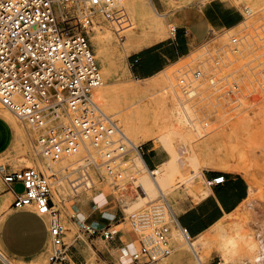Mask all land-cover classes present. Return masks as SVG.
I'll use <instances>...</instances> for the list:
<instances>
[{
    "label": "rangeland",
    "instance_id": "374dc122",
    "mask_svg": "<svg viewBox=\"0 0 264 264\" xmlns=\"http://www.w3.org/2000/svg\"><path fill=\"white\" fill-rule=\"evenodd\" d=\"M226 1H230L241 10H244V7H250L253 13L248 17L246 16L242 23L232 29L215 31L208 38L207 43L195 45L189 55L152 77H135L130 70V60L132 55L140 49H133L128 53L124 49V45H129L135 37L142 36L144 29H146L145 31L150 30L148 26L152 19L157 21L159 24L158 30L161 32L163 30L171 31V29L176 27L175 22H167L163 16L156 14L150 0H126V2L123 0L122 7L126 17L123 18L121 24L107 21L103 17H96L94 24L88 29L87 37L95 52L104 80L103 85L94 91V99L108 115H111L116 120L122 131L134 145H139L143 150L153 148L151 153H157L161 159L155 169L169 158L167 150L162 145H156L153 141L142 143L140 137H134L122 124L119 110L127 108L124 110L127 111L128 109L139 107L148 100L140 99L141 97H138V95L129 92V87L154 89L158 86L160 87L164 79H166V84L170 88H175H172V90H175L174 93L177 92L176 97L178 92L179 96L181 95L179 98L177 97L178 103H180L179 107L188 106V119L192 112V118L190 117L191 120L189 119L190 122L196 121L195 123L199 127L195 125L201 128L200 130H203L202 133L204 132V135H200L198 133L199 129L197 130L193 123L194 128L198 131L196 132L195 129V132L193 131V145L197 152L199 151L198 154H202V145L208 141V144L210 143L209 145L216 153L228 159L233 165L242 164L248 166V171L243 172L240 170L238 173L244 175L251 185L250 195L238 209L225 216L220 222L226 227L228 226V232L240 226L245 233H250L251 240L249 243L243 242V244L245 243L243 245L241 242L242 246H240L238 253L227 258L221 256L218 251V243L215 241L209 246L194 250L192 242L194 243L195 238L192 237L188 241L177 225H175L172 217V212L178 215L185 206L197 202L207 194L210 186L207 183L205 173L210 171L226 172L231 169L227 170L215 165L206 166L207 164L201 162L204 165H199L200 174L193 178L192 182L186 181L187 176L192 175V173L188 172L185 175H175L166 186L158 184L167 196L169 207L163 200L158 198L159 190L155 183L156 180L160 183L157 178L158 174L155 173V180L149 171L137 166L136 161L139 153L135 146L127 145L129 148L127 157L130 160L127 174L137 177V182L144 186L146 194L138 191L135 185H129L128 189L123 193L120 188L115 189L110 180L98 181L96 172L87 166L89 154L85 150L76 155L66 157L59 162H49L46 157L35 150L34 140L37 132L4 106L3 109L8 110L16 123L20 125L22 133L16 132L13 121L0 117V138L5 139L7 142L6 147L0 150V227L4 217L12 209L14 200L12 193L8 190V186L3 181V175L6 171L30 166L48 175H54L51 180L53 182L52 197L55 208L62 215L70 232L67 241L71 242L76 238V244L80 248L81 261L84 264H133L129 258L121 257L120 255L119 250L123 242L128 240L129 235L138 240L152 233L156 227L164 225L170 227L172 251L169 256L155 264H198V255L199 257L201 256L202 264H258L259 261L261 262L262 255H264L261 246V240L264 237V88L260 86V83L263 82L264 85V71H262L264 70V0ZM96 30L102 31V33L109 31L112 35L108 46L109 49L104 52L107 63L100 61L96 54L97 47L90 40V34ZM118 33L125 35L123 41L119 40ZM233 36L241 38L243 42L240 54H232L229 50L230 38ZM215 55L222 56L224 62L228 64L225 68V74L237 77L240 82L242 99L238 103L225 100L224 89L216 90L209 82L198 86L197 91L199 93L192 101L177 86L179 75L189 73L201 62L206 68H209L212 66L210 56ZM256 56L257 59H255ZM255 79L259 81L257 82ZM100 91L110 92L112 103L109 107H106L103 101L98 99L96 92ZM136 100H138L137 104H133ZM181 100L182 102L184 100V104H182ZM141 108L143 107L141 106L139 109ZM158 112L161 116L164 115L161 109ZM140 114V111L135 114L134 119L137 123L143 119V114L141 116ZM90 149L94 152L92 148ZM145 176L152 180L153 187H149L146 184ZM182 177L185 178L183 179ZM91 181H94L95 185L91 186ZM75 182L76 191L73 189V183ZM125 183H129V179ZM111 186L113 187V193L110 199L113 202L111 205H107V209L112 210V212L105 216L96 207L93 198L100 189L103 188L105 191H109L112 188ZM16 189L21 191V185H17ZM115 197L121 200L120 204L116 205L113 200ZM158 206L160 207L159 210L156 209ZM73 213L76 215V222L71 217ZM80 214L86 217L83 221L97 227L113 224L117 219L126 216L125 221L127 222L119 226V228L124 230V234L110 242L102 238H87L85 235L77 238L79 236L78 221H80L77 217ZM45 219L47 224H49L50 218L46 216ZM127 227L130 232L128 234L126 233ZM175 229L178 230V235H174ZM215 230L216 226H213L208 232L211 231L215 238H218ZM250 244H254L257 247L255 255L248 251V245ZM53 251L54 244L50 239L49 248L45 256H36L23 260L10 256L0 241V252L7 259L18 264H34L36 261H38L37 264H49ZM0 264H8L1 255Z\"/></svg>",
    "mask_w": 264,
    "mask_h": 264
},
{
    "label": "built area",
    "instance_id": "2783aa9c",
    "mask_svg": "<svg viewBox=\"0 0 264 264\" xmlns=\"http://www.w3.org/2000/svg\"><path fill=\"white\" fill-rule=\"evenodd\" d=\"M122 2L0 0V102L37 132L35 150L49 162L56 163L85 150L89 154L87 166L96 172L98 181L110 180L115 189L120 188L123 193L129 185H135L138 191L146 194L137 177L127 174L130 161L127 145L135 146L134 143L94 99V91L104 80L87 37L88 29L96 17L121 24L126 17ZM242 11L244 19L253 13L250 7H244ZM118 36L120 41L125 38L120 33ZM229 48L232 54H240L241 38L231 37ZM210 57L212 66L206 68L201 62L189 73L179 75L177 86L192 101L199 93L198 86L209 82L216 90L224 89L225 100L238 103L242 99V89L237 77L225 74L228 64L222 56ZM260 84L264 88L263 82ZM135 147L143 157L142 147ZM155 168L149 167L154 179ZM53 177V174L28 166L6 171L3 181L14 196L12 207L29 208L43 218H50L47 225L54 244L50 263L56 264L67 262L69 246L65 242L68 228L61 221L52 197ZM127 179L129 183H125ZM224 180L222 174L208 179L207 183L213 186ZM17 185H21V191H17ZM93 185L95 182L91 181ZM157 186L158 198L170 207L165 192ZM73 189L76 191V182ZM112 193L113 187L107 195ZM113 200L116 205L120 204L119 198ZM172 217L190 241L192 236L186 227L178 224V215L172 212ZM125 219L126 216H122L104 227L78 221V237L85 235L113 241L124 234L119 226L127 222ZM126 233H130L128 227ZM119 251L121 257L129 258L133 264H155L171 254L170 227H156L138 240L129 235Z\"/></svg>",
    "mask_w": 264,
    "mask_h": 264
},
{
    "label": "crops",
    "instance_id": "0c3cea01",
    "mask_svg": "<svg viewBox=\"0 0 264 264\" xmlns=\"http://www.w3.org/2000/svg\"><path fill=\"white\" fill-rule=\"evenodd\" d=\"M150 2L154 11L162 14L167 22H175L176 27L168 37L132 55L130 70L139 78H148L160 73L189 55L192 47L202 44L215 31L232 29L244 21L243 11L226 0H150ZM6 145L5 139L0 138V150ZM151 150L153 148L142 149V158L149 167L154 168L161 159L157 153H151ZM222 174L225 175L223 183L210 186L204 197L185 206L178 214V224L186 227L194 238L206 233L225 216L238 209L250 195V184L241 173L210 171L205 173V176L208 180ZM108 192L102 188L93 198L96 207L102 214L107 215L112 212L107 209V205L112 204L109 200L111 194L107 195ZM104 196H107V199ZM97 197L101 198L96 199ZM73 215L75 214L73 213L71 217L76 222V215L75 217ZM60 219L65 224L61 214ZM69 234L67 230L65 242L69 246L68 260L66 263L56 264H84L76 238L71 242L67 241ZM50 239L45 217L39 216L29 208L12 207L0 227V241L14 258L24 260L45 256ZM261 246L264 251V237Z\"/></svg>",
    "mask_w": 264,
    "mask_h": 264
},
{
    "label": "bare ground",
    "instance_id": "6f19581e",
    "mask_svg": "<svg viewBox=\"0 0 264 264\" xmlns=\"http://www.w3.org/2000/svg\"><path fill=\"white\" fill-rule=\"evenodd\" d=\"M125 2H126V0H125ZM153 7H154V5H153ZM155 12L157 15L162 16V14L158 13L157 11H155ZM124 22H125V20H124ZM149 24L150 25L148 26V28L150 30L145 31L146 29H144V31H143L144 34H142V36H137L132 40V42L129 45H124V49H125L126 53L130 52L133 49H142L146 46H150V45H153V44L161 41L162 39L171 35L174 32V28H175L174 27L173 29H171V31L163 30L161 32L158 30L159 24L157 23V21L155 19H152ZM111 39H112V35L109 31H107L106 33H102V31L100 32V31L96 30L95 32L90 34V40H91L92 44L97 47L96 48V54L100 58V61L102 63H107L106 62V55L104 54V52L106 49H109L108 46H109ZM257 50L259 51L260 49H257ZM251 54H253V53H251ZM257 56H258V54H257ZM257 56L255 59H257ZM262 71H264V70H262ZM261 76H259V78H261ZM253 77H254V75H253ZM166 82H167L166 79H164V82L162 83V85H160V87L158 86L157 88H154V89H147V88H142V87H129L128 88L129 92L138 95V97H141L140 99H148V100L144 104L141 105L143 107L141 109H139L141 106H139V107L133 106L134 108L128 109L127 111H124L127 108H121L119 110L121 112V116H119L120 120H121L122 124L124 125V127L126 128V130H128V132H130L136 138L140 137L142 139V143L153 141L156 145H162L167 150V152L169 154V158L166 160V162H164L157 169H155V173L158 174L157 178L160 182V183H158V181L156 180L157 183L156 182L155 183L159 184V185L161 184L163 186H166L170 183V181L172 180V178L175 175H185L188 172L192 173V175L189 177L187 176L186 181L188 180V182H192L193 178H195L196 176H198L200 174V172H199L200 170H198V168H199V165L200 164L202 165L203 163L207 164L206 166L215 165V166L221 167L223 169H227V170L231 169V170H234L237 172H239L240 170H242L243 172L248 171L249 169H248L247 165H242V164L233 165L228 159L221 157L218 153H216V151H214L212 149V147L209 145L210 143L208 144V141H206V143H204L202 145V149H203L201 152L202 154L201 155L198 154L199 151L197 152L195 146L193 145V141H194L193 135L195 132L194 126L197 125L195 123L196 121L190 122V120H191L190 117H191L192 112L190 113V117H189L190 120H189L188 119V116H189L188 115V113H189L188 112V106H186V105L182 106L181 105L182 107L181 108L179 107L180 103H178L177 97L179 98L181 95L179 96V92H178V94H177L178 96L176 97L177 92L174 93L175 90L174 91L172 90V88L173 89H175V88L172 87L173 85L171 86L172 88H170L168 86V84H166ZM150 87H152V86H150ZM96 95H97L98 99L103 101V103L106 105V107H109V105L112 103L109 91H100L98 93L96 92ZM137 101L138 100L134 101L133 104H137ZM179 101H180V99H179ZM181 102H182V100H181ZM182 104H184V100H183ZM136 106H138V105H136ZM159 109H161L163 111L164 117L159 114V112H158ZM138 111L141 112L140 116L143 114V119L139 123H137L134 119L135 114ZM0 117L1 118L3 117L9 121L10 120L13 121L16 132L19 134L22 133V129H21L20 125L16 123V121L14 120V117L12 116V114L10 112H8V110L3 109V105L1 102H0ZM193 117H194V115H193ZM193 123H194V126H193ZM197 126L199 127V125H197ZM198 127H197V130L199 129V132L196 129L195 130H196V132L200 133V135H202L204 132L202 133L203 130H200L201 128H198ZM135 144H136V142H135ZM135 146H137V145H135ZM242 161H243V159H242ZM201 162H203V163H201ZM136 164L138 167H140L144 170H147V171L150 170L148 165L145 163L144 159L142 158V156L139 154L137 157ZM186 170H188V171H186ZM185 177H182V178L184 179ZM144 179H145L146 184L149 187H153L152 186L153 185L152 180H150L147 176H145ZM155 179H156V177H155ZM208 192L209 191H207V193ZM56 196H58V195H56ZM215 226H216L215 231L218 234V238H219V235L222 231H228V229H227L228 226L226 227L221 222L217 223ZM233 227H235V226H233ZM235 229H236V231H238L240 237L242 238V240H241L242 244H243V242L249 243V241L251 240L250 233H245L241 229L240 226L235 227ZM174 235H178L177 229H175ZM218 238H215L214 234L211 231L210 232L207 231L206 233H203V234H201L195 238L194 243L192 242V248L194 250H196V248L209 246L214 241L218 243ZM243 245H245V243ZM0 255L3 257L4 260H6V262L8 264H18L15 261L7 259V257H5L1 252H0ZM224 257L227 258L228 256H224ZM37 263H38V261H36L34 264H37ZM197 263L202 264V259H201V256L199 257V255L197 257ZM258 264H264V255H262V260H261V262L259 261Z\"/></svg>",
    "mask_w": 264,
    "mask_h": 264
},
{
    "label": "clouds",
    "instance_id": "9594fccd",
    "mask_svg": "<svg viewBox=\"0 0 264 264\" xmlns=\"http://www.w3.org/2000/svg\"><path fill=\"white\" fill-rule=\"evenodd\" d=\"M101 197H97L96 199H100ZM107 216V214H104ZM81 222H83L86 217L83 214H80L77 217ZM241 240L238 231L234 228L232 232L222 231L218 238V251L220 252L221 256H234L238 253ZM248 251L255 255L257 252V247L254 244L248 245Z\"/></svg>",
    "mask_w": 264,
    "mask_h": 264
}]
</instances>
